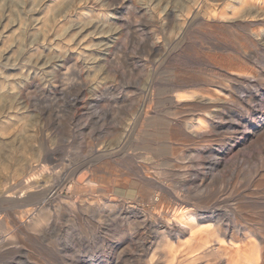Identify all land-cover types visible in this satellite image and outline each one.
<instances>
[{"label":"rangeland","instance_id":"1","mask_svg":"<svg viewBox=\"0 0 264 264\" xmlns=\"http://www.w3.org/2000/svg\"><path fill=\"white\" fill-rule=\"evenodd\" d=\"M85 1L77 0L82 5L79 8L77 4L66 7V11L74 13L71 18L67 12L52 15L58 23L56 32L73 29L79 18L90 19L84 12L96 15L101 8L105 9L85 7ZM150 1L132 0L114 15L113 28L119 33L112 44L132 57L127 64L113 57L99 62L98 68H103L108 86H100L96 93L85 90L81 101L75 103L80 87L77 84L64 89L53 81L47 86L36 81L28 90L24 81L18 85L26 92L21 94L26 109L21 117L28 124L26 134L35 148L27 152L28 159L17 167L33 162L37 170L21 178V183H10L19 192V199H0V242H6L0 249V264H143L140 259L153 255L159 264H179L180 260L186 261L181 264H191L194 261L185 260L184 254L197 249L199 241H194L189 233L181 239L173 238L171 246L165 249L161 246L165 236L158 234L155 221L166 212L173 215L194 208L204 223L214 226L221 220L222 231L217 234L226 238L228 252L241 241L246 249L258 253L257 264H264V22L254 19L248 27L239 17L229 14V19L220 23L221 29L214 32L203 27L208 19V12L203 10L183 37L176 39L179 24L174 18L147 26L134 16L132 6L152 5L148 8L149 16L154 7L158 15H166L168 6L174 4L178 19L179 14L187 16L186 8L197 1H207V10L210 6L213 17L221 14L223 3ZM47 4L43 8L51 2ZM31 5V9L38 7L30 2ZM8 7L14 9L17 22L30 10L26 0H10ZM54 18L51 21L56 23ZM24 22V28H28L30 22ZM77 30L68 35H75ZM27 32L22 49L31 46L34 37L30 36L32 30ZM254 32L260 33L256 44L242 48L241 34L250 37ZM224 36L230 41H225ZM156 41L162 47L153 51L152 43ZM43 49L42 46L35 52ZM209 53L219 57L238 53L248 60L252 77L231 76L234 67ZM12 54L16 55L13 51ZM179 71L208 76L210 81L204 87L217 89L218 103L208 109L200 100L178 104L176 93L201 87L188 86L193 80L177 77ZM42 88L43 93L39 92ZM114 94H124L125 98L114 101ZM223 94L230 95L228 100L219 99ZM95 96L103 105L90 100ZM145 107L148 112L141 116L139 112ZM199 117L208 120V129L196 135L187 124ZM133 118L138 120L137 126L144 122L143 130L131 133L124 151L117 153L115 159L109 153L100 156L99 146L114 144L122 135L120 129ZM17 167L14 170L20 169ZM40 178L44 188L22 190L23 183ZM203 181L208 185L206 189L202 187ZM53 192L56 195L47 198L43 205L34 198V194L40 199ZM177 192L181 193L180 199ZM204 198L210 202L209 207ZM63 199L82 204L75 211L66 204L60 209L58 204ZM181 200L195 205L183 204ZM38 217L42 223L35 230L27 222ZM131 219L135 221L129 223ZM149 243L153 244L147 251L144 247ZM222 258L212 255L193 264H217Z\"/></svg>","mask_w":264,"mask_h":264},{"label":"bare ground","instance_id":"2","mask_svg":"<svg viewBox=\"0 0 264 264\" xmlns=\"http://www.w3.org/2000/svg\"><path fill=\"white\" fill-rule=\"evenodd\" d=\"M9 1L10 0H0V199L4 201L5 199L13 201L20 198L18 196L19 192L15 191L16 189L14 190V185H11V182L14 183L17 181L21 183V178L27 177V175L31 174V171L37 170V165H34L33 162H24V166L21 165V167H17L20 164L19 162H21L23 159H28L27 152H29L30 149L35 148V144L33 143L32 138L26 134L27 132H29V128L27 126L28 124L26 125L25 121H23V118L21 117L22 114L26 113V109L22 104L23 102L21 101V94H26V92H24L25 89L28 90L34 87V85H36L37 83L36 81H40L42 85L46 84V86L49 82L53 81V84H55V86L59 88L62 86L64 89H67V86L77 84L80 85V87L78 88V96L76 97V99H74L73 102H80V96L85 90L96 93L95 91H97V88H99L100 86L109 85L107 80H105L106 77L104 76L103 68H98V65H100L99 62L106 61V59L113 57V59L115 58L117 60H121L124 64H127V59H130L132 57V55L130 56L129 53L126 52V50L118 49L114 44H112L113 38L116 37L115 35L119 33L118 30H115L113 28L114 15L122 8H124V6L131 4L132 0H86L84 3L85 7H105V9L101 8L102 11H99L96 15L94 13L93 15L91 12H84V14H87L90 19H87L85 17L87 19V21H85L86 19L79 18L80 21H77L78 23H75V27L73 28L78 29L77 33H74L75 35H68L70 34L69 32H71L73 29H68L65 32L63 29H58V31L56 32L58 23L56 21L57 19H55L53 16H57V13L60 12L62 15L64 12H67L69 13L68 16H70L71 18L74 13H70L72 12L71 10L66 11V7H71V5L74 4H77L78 8L82 7L81 3H79L80 5L76 3L77 0H26L27 3H29L30 8V10L28 9V11L25 12L26 14L24 17L25 21L28 20L30 22V26H28V28H24L23 23L25 22L23 17L20 18L19 22L15 21V19L13 18L16 15L13 11L14 9L12 10L9 7L6 8L7 4H9ZM12 1L13 0H11V2ZM81 1L79 0V2ZM217 1L223 3L220 5L224 9L222 10L221 14L214 17L212 16L213 10L210 6H208L207 10V1H197L193 4H190V6L186 8L188 10L187 16H185L186 14L184 16L179 14L178 19L176 17V8H173L174 4L168 6V8L166 9L168 13L166 15H158L157 9L154 7L151 10L152 12H149L151 14L148 16L147 14L150 9L149 7H151L152 5L138 3V6L134 7L133 5L132 7L134 16L140 17L141 20H143V23L147 26H154L160 22L162 23L164 21H169L171 18H174L179 24V30L178 32H176L175 36L176 39H180L183 37L189 25H191L196 20L197 15L201 13L199 11L203 10H206L208 12V19L202 25L203 27L211 29L214 32H217L218 29H221L220 23L229 19V14L239 17L242 22H246L244 23L246 24L244 26L248 27H250L249 24L252 25L254 23V19L264 22V0ZM30 2L37 4L38 7L36 5L37 8L31 9L32 5L30 7ZM48 2H51V4L50 6H48V8L46 7V10L45 8H43V6L48 5ZM16 4L19 3L16 2ZM105 4L110 5L107 7ZM64 8L65 10H63ZM19 9L20 8H18V10ZM51 17L55 19L56 23L52 22L54 20ZM66 18L68 19V17ZM129 26L132 28L131 25ZM29 29L32 30L30 36H34L32 37L31 46L26 47L25 49L23 47L22 49V44L24 41L23 37L28 33L27 31ZM64 29L66 30L67 27H65ZM89 30H91V32H88ZM93 30L94 32L92 33ZM36 35H38V37ZM241 35L244 36L241 39L240 46L244 49H248L252 44H256L255 38H258L260 33H251L250 37H246L243 33ZM132 37L136 38V35H132ZM223 38L225 39V41H230L228 36H224ZM14 42H16V44H14ZM17 46L19 48H16L17 50H13ZM42 46L44 47V49L41 52H35L38 50L40 51V47ZM161 47L162 46L160 42L156 41L152 43L153 51H158ZM12 51L14 52V55L16 54L15 56H13V54L10 55ZM210 56L212 58H215L216 60L223 62L224 64H228L229 66L234 67L232 68L233 71L230 73L231 76H234L236 78L240 77V79H249V77H252L253 75V71H250L252 69H249L250 65L248 60L239 56L238 53L237 55H228V57L221 56L222 58L217 56L216 53L210 54ZM188 72L179 71L177 77H188L193 80L187 83L188 86L201 85V87L199 89H192L176 93V102L180 104L182 102L200 100L203 103L207 104L205 109L211 108V106L217 104V95H219L216 91L217 89L214 90L215 88L211 89L208 87H204L205 82L207 84L210 81L208 79L209 77L200 73ZM23 81L26 85V88L24 90L21 89L20 86L18 87V85H20ZM41 91L43 93L44 89L42 88L39 92ZM223 96V98L219 99L226 101L228 100L227 98H229L230 95L228 96L226 94H223ZM120 98H125V95L116 94L114 101L120 100ZM91 99L97 102V104L103 105V101L99 99V97L95 96L94 98H90V100ZM27 100H30V98ZM146 107L140 110L139 114L141 116L143 112H145L144 114L148 112V109H146ZM137 122L138 120L134 118L129 121L127 120L124 126L125 128L123 127V129H120L123 131L122 135H120V137L114 144L111 143L109 145L99 146V148L101 147V149L98 150L100 156H106L109 153L115 159L117 153L123 152V148L126 147L125 145L130 139L131 133L136 129H139L141 131L144 128V122H139V124H141L138 126ZM207 123L208 120L206 118L199 117L197 118V120L188 121L187 128L190 130V132L199 135L207 131ZM14 167L20 169L14 170ZM10 168H12L13 171H10ZM32 175L34 176L35 174L33 173ZM206 179L207 178H205L204 180ZM33 180L29 179L26 183H23L22 190H28L29 192L33 187H43L42 182H44V180H41V178L36 182H34ZM202 185V187H204L205 189L208 186L206 185L205 181H203ZM205 189L200 191L203 192ZM173 191L174 190H172V192ZM200 191L198 190L196 192ZM55 193L56 192H53L50 195H45L44 198L41 197L40 199H38L37 195L34 194V198H37L38 204L43 205L45 204L46 199L55 196ZM175 195L178 197V199L181 198V193L177 192ZM207 198H204L203 201L206 202L208 204L207 207H209L210 202L207 201ZM65 200H61L60 204H58V207L60 209L62 205L66 204L68 206H71V209L73 208V210L75 211V209H77L82 204H78L73 200ZM182 202L183 204H187L190 206L195 205L190 200H183ZM108 207L111 208V206L109 205ZM154 218H156V216H154ZM124 219H129V217H126ZM201 219L202 218H200L199 214H197L195 208L193 210L187 209L179 211L174 213L173 215H171L170 212H166V214L158 217V221H155L154 219L155 223H157V225L155 224L156 231L158 232V234L165 236V238L161 240V246L167 249V247L171 246L173 238L177 237L181 239V237L185 234L191 233V238L194 241H199L197 245L198 248L192 252H186L184 254L185 260H192L194 261L193 263H195V261L207 258L208 256L218 255L223 258L222 261L217 264H257L258 253L255 254V249H246V246L242 245L241 241L238 242L239 244H237L236 242L238 239H236L235 242L237 244L236 246H233L235 244L232 243L229 244L233 246L235 248L233 249L236 251L234 252V250L231 249V251L228 252L226 248V244H228L226 238L221 236L223 234H217V231H222V223H220L221 220L218 221V225H215L214 223L213 226V224L211 223H204V220ZM128 221L129 223H131L135 221V219H131ZM41 223L42 219L39 217L37 219L32 218L27 222V224L33 226L35 230H37L36 228L39 227ZM233 235H231V237ZM152 244L153 243H149L145 245V247L144 245H142V247H144V249H146L147 251H150ZM0 245V249H3L2 247L6 245V242H0ZM178 260L179 259L177 258V261ZM141 262L143 264H159L155 260L154 255L151 256V258H145V260L140 259V263ZM182 262L186 261L180 260L179 264H181ZM193 263L191 262V264Z\"/></svg>","mask_w":264,"mask_h":264}]
</instances>
